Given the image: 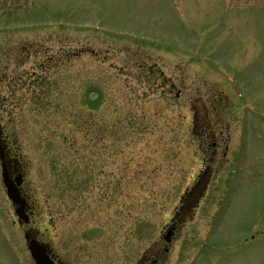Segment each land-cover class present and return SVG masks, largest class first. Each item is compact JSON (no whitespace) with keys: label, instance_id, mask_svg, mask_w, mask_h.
<instances>
[{"label":"rangeland","instance_id":"obj_1","mask_svg":"<svg viewBox=\"0 0 264 264\" xmlns=\"http://www.w3.org/2000/svg\"><path fill=\"white\" fill-rule=\"evenodd\" d=\"M5 135L32 214L16 222L0 165V264H32L26 230L70 264H264V0H0L9 156Z\"/></svg>","mask_w":264,"mask_h":264},{"label":"flooded vegetation","instance_id":"obj_2","mask_svg":"<svg viewBox=\"0 0 264 264\" xmlns=\"http://www.w3.org/2000/svg\"><path fill=\"white\" fill-rule=\"evenodd\" d=\"M206 120L208 121L207 123L209 124V126L207 125V123L204 127L202 126L203 131L200 133V141L202 143V146H205V147L210 146L209 149L212 148L211 150H209V155H210L209 161L216 162L218 159L216 160L215 158L221 157V164H223L225 162V156L228 153L229 146L226 144L223 145V143L221 144L220 141H218V139L222 140V138L218 137V135H217V133H216V131L212 125V121L210 120V118H207ZM3 140L5 141L6 146L11 148L10 139L6 136H3ZM14 158L17 159L16 162H17L18 166L20 167V169H22L21 163H20V157L18 156V157H14ZM229 161H230V159L227 157V162L229 163ZM8 163H11V161L8 160ZM10 167H11V165H10ZM21 172H23V174H24L23 169L21 170ZM213 175L214 174H213L212 168L211 167L206 168L204 170L203 175H200L198 177L196 184L193 185L192 187H189V189L186 191V193L184 195H182L181 201H180V206L175 210V217H173L171 220V223H169L165 227V229L167 228L166 229L167 232L169 230L175 231L176 228L178 227V225H180V223H182V221L185 220V214L191 213L196 208V206L198 205V199H199V195L197 196V194H199L201 184L204 182L203 177H205L206 180L208 178H210L209 182H211ZM24 180H25V174H24ZM21 193L27 200L28 212L30 214H32V209H31V205L29 204L30 201L28 199V194H27V192H25L23 184L21 186ZM50 255L56 264H70L67 261L63 260V258L58 253H56V251L54 249H52ZM145 260L149 261V258L146 257ZM152 261H154V260L152 259Z\"/></svg>","mask_w":264,"mask_h":264},{"label":"water","instance_id":"obj_3","mask_svg":"<svg viewBox=\"0 0 264 264\" xmlns=\"http://www.w3.org/2000/svg\"><path fill=\"white\" fill-rule=\"evenodd\" d=\"M2 177H3V182L7 188L8 196L17 205L15 208L16 214L19 215L21 218L27 220L26 219L27 217L25 215V200L21 197L18 188L20 179L17 178L16 182H14L11 179L7 164L5 162H2ZM171 235H172V231H169L168 234L166 235V238L169 240ZM26 237L28 239V248L33 258L36 260L37 264H50V261L48 260L49 258L46 254L47 253L46 247L40 242L34 240L33 238H30L29 234H26Z\"/></svg>","mask_w":264,"mask_h":264}]
</instances>
